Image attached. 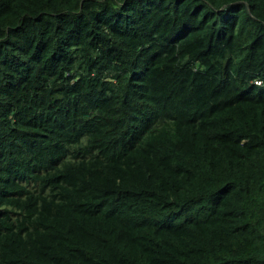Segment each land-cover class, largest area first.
Masks as SVG:
<instances>
[{"label":"trees","instance_id":"16d2710c","mask_svg":"<svg viewBox=\"0 0 264 264\" xmlns=\"http://www.w3.org/2000/svg\"><path fill=\"white\" fill-rule=\"evenodd\" d=\"M0 264H264V0H0Z\"/></svg>","mask_w":264,"mask_h":264},{"label":"built area","instance_id":"2783aa9c","mask_svg":"<svg viewBox=\"0 0 264 264\" xmlns=\"http://www.w3.org/2000/svg\"><path fill=\"white\" fill-rule=\"evenodd\" d=\"M256 83L261 84L262 80H257Z\"/></svg>","mask_w":264,"mask_h":264}]
</instances>
